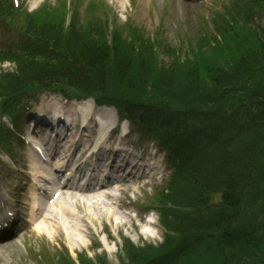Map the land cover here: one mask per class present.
<instances>
[{"label":"trees","instance_id":"16d2710c","mask_svg":"<svg viewBox=\"0 0 264 264\" xmlns=\"http://www.w3.org/2000/svg\"><path fill=\"white\" fill-rule=\"evenodd\" d=\"M234 25L235 27L225 26V32L229 33L238 27L237 24ZM42 29L55 31L54 28L48 27V24ZM52 35L53 32H50L49 36ZM67 42L73 51L72 54L78 59L76 65L39 63L33 58L18 59L17 72L8 75V88L16 91L21 89L23 84L38 77L59 74L66 76L81 88L96 86L104 89L108 47L79 43L74 35H71ZM259 51L264 53V29L261 31ZM131 60V55L128 58L121 56L115 62L117 72L128 71ZM254 60V54L244 53L238 62L239 67L249 68ZM144 63L143 59L140 61L138 58L136 61L137 73L142 79H146L151 72V67L144 69ZM210 75L215 84L222 85L227 81V75L222 69H213ZM163 77L164 82H167V77ZM194 90H197V87ZM255 97L258 105L256 118L253 119L248 113L247 118L253 119L251 122L240 124L242 120L238 121L235 128V125L230 127L226 134L212 140L207 146L206 140L204 148L198 150L194 160L183 170L184 199L197 196L198 190L201 189L207 192L223 189L224 206L217 219L212 221L211 230H207L203 222L195 221L186 214H171L172 224H175V230L180 232L183 238L175 250L174 261H170V264H192L194 255L201 258L206 256L211 261L213 258L219 264H241L244 256L262 250L264 220L259 219L264 214V208L260 207V202L264 203V93ZM212 121L219 122L218 119ZM238 130L240 133L236 136ZM192 148L193 146L190 147L193 153ZM259 252L255 253V256ZM200 261L201 259L193 260V264H200Z\"/></svg>","mask_w":264,"mask_h":264},{"label":"rangeland","instance_id":"374dc122","mask_svg":"<svg viewBox=\"0 0 264 264\" xmlns=\"http://www.w3.org/2000/svg\"><path fill=\"white\" fill-rule=\"evenodd\" d=\"M41 0H32L30 1L25 8H22L24 16L27 14L35 15L36 13H40L43 9L42 6L46 5L40 3ZM24 0H22V3ZM52 2H54L52 0ZM148 2L147 0H137L134 17L132 20L128 18L126 12L123 10V6L129 5L128 0L124 1L122 4H110V8L116 9L115 17L117 22L115 24V30L120 31L121 33L117 35L118 41V53L117 57L127 58L135 55L136 49L132 47L133 43L130 44L131 38H128L126 34H124L123 24L126 20L133 21L134 29L138 31L137 34L140 37L138 40V48H137V56L140 61L145 60L147 69L151 67L153 69L152 74L148 75L147 79H142L138 76L133 75L132 77H125L126 80H119L117 76L114 78L113 76V65L108 66L109 68V91H119L125 94H139L141 97V90L145 82L147 84L153 83L159 88L163 89V91L155 90L153 97L155 99H160L157 103L159 107L171 106V107H181V108H192V107H202L209 106L213 103H216L213 106L224 105V103L233 104L239 99H241L247 91H253L257 86H264V55L262 52L260 53V39H261V31L264 29V12L260 10H253L246 18L243 25H239L234 28L231 32L227 33L223 29L222 30H214L213 24L211 26L202 24L201 26H206L208 28V36L206 38H202V36H198L196 42H193L191 46L189 43L185 47L183 44L186 41H183L181 38L175 42H171L172 38H179L176 35L177 31L181 35L180 31L183 32V28L185 26H181L180 28L175 25V13L173 9V5H170L166 0H152L150 3L151 10L149 11L148 7H144V3ZM42 4V5H41ZM148 6V5H147ZM78 10L79 15L82 18L91 16L89 12L84 10L86 7L85 3L79 6ZM197 5H194L193 8L189 9L186 15L184 13V18L180 22L185 21V25L189 29V34L191 35L194 30V35H198L197 29L200 27L199 24L192 20L191 13L198 9ZM130 10V9H129ZM136 12V13H135ZM140 14V15H139ZM81 21V17L77 18L76 21ZM20 20V19H17ZM174 22V23H173ZM23 25L22 22L17 21L13 23V27H21ZM92 26L99 29L100 25L93 22ZM174 26V28H173ZM186 28V27H185ZM101 33V31H99ZM87 40H89L92 44L96 43L97 40H100L102 43L104 34L102 35L96 34L89 35L88 31L83 33ZM81 41H85L84 39H80ZM182 40V41H180ZM196 39H192L191 41H195ZM148 41V42H147ZM149 41H152L153 44H150ZM141 42H146L143 46L140 45ZM171 43V44H170ZM171 46L168 49H163L167 45ZM157 45V46H156ZM155 46V47H154ZM160 51L156 54L155 48ZM184 49H183V48ZM136 48V47H135ZM175 48H181L182 52H176ZM251 53L255 55V63L248 70L244 69H235V66L232 68V63L239 62V59L244 53ZM228 67V72L236 85L229 90L223 89H210L214 85L211 84L212 76L210 75V71L219 67ZM14 66L11 64H3L0 69H2L5 73L13 69ZM162 71H159L161 70ZM162 72V73H158ZM158 73V74H157ZM127 75V73H126ZM125 75V76H126ZM167 77V84L164 82V78L162 76ZM96 79V78H94ZM166 80V79H165ZM146 84V83H145ZM164 87V88H163ZM198 87L197 92H191ZM109 94H112L111 92ZM151 192V191H150ZM148 197H145L147 199ZM92 213V212H91ZM93 216H95L93 214ZM92 216L90 215V218ZM110 220L109 217H107ZM73 220V219H72ZM118 221V220H116ZM92 222V220H91ZM101 221L96 220L92 222V229L95 231L93 234L96 240H100L99 244L102 246V250L105 251V247H107V251L109 254L114 255L117 251L114 248V245L111 244L106 239V235H103L101 231V226L99 225ZM92 231V230H91ZM135 242L138 239H134ZM84 249H88L91 245H93L92 241L86 239ZM78 249V248H77ZM76 252L79 250H75ZM264 250H257L254 253H257V256L248 260L250 264H259L260 261L264 264ZM202 256V254H201ZM7 256H3L1 259H6ZM191 259V258H190ZM201 259L200 264H213L211 259L203 256V258L198 255L192 256V264L193 260ZM232 261V260H231Z\"/></svg>","mask_w":264,"mask_h":264},{"label":"bare ground","instance_id":"6f19581e","mask_svg":"<svg viewBox=\"0 0 264 264\" xmlns=\"http://www.w3.org/2000/svg\"><path fill=\"white\" fill-rule=\"evenodd\" d=\"M140 15V14H139ZM33 188V187H32ZM34 196L37 195V192L35 191L33 193ZM74 201V197H69L68 201L65 203V206L63 208H65L66 210L69 208L68 206ZM76 201V200H75ZM98 204V203H97ZM82 209L86 210L89 207V204L88 202L87 203H83V205L81 206ZM104 207L103 204H101V206L99 207V211L102 210V208ZM68 211V210H67ZM98 211V212H99ZM66 212V211H64ZM70 212V211H69ZM87 212V211H86ZM109 213V212H107ZM54 215H52V217H48L47 215L45 214H42L41 217L43 219V221L45 223H48L49 224V227L52 229V232L56 235V236H63L65 239H69L71 242L74 241V240H78L80 239L82 236L81 234V231L83 229V227H85L87 230H90L91 229V225L89 223V219L90 217H88L87 215L83 214L82 216V220L81 219H78V222L79 224L78 225H69L70 221H69V218L70 217H61V216H56L55 218H53ZM36 215H33V218H35ZM96 219L93 218L92 222H95ZM69 225V226H68ZM65 228H68V233L67 232H64L63 229ZM79 232V235H77L76 237H71L73 236L72 233H75L77 234ZM263 236V235H262ZM264 238V236H263Z\"/></svg>","mask_w":264,"mask_h":264}]
</instances>
